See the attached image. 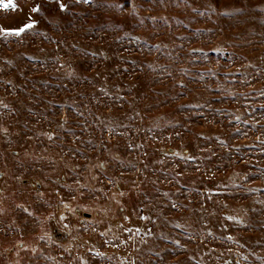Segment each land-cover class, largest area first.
Listing matches in <instances>:
<instances>
[{"label":"rangeland","instance_id":"374dc122","mask_svg":"<svg viewBox=\"0 0 264 264\" xmlns=\"http://www.w3.org/2000/svg\"><path fill=\"white\" fill-rule=\"evenodd\" d=\"M14 3L0 264H264V0Z\"/></svg>","mask_w":264,"mask_h":264},{"label":"snow or ice","instance_id":"6c2138e0","mask_svg":"<svg viewBox=\"0 0 264 264\" xmlns=\"http://www.w3.org/2000/svg\"><path fill=\"white\" fill-rule=\"evenodd\" d=\"M89 3L90 0H76V3L79 4V3ZM57 3H59V0H57ZM59 8H60V11L63 12V11H66V6L62 3H59ZM16 10V4L14 3V0H0V10L2 11H8V10ZM31 11L33 13H36V12H39L40 11V8L39 6L37 7H34L31 9ZM31 18H29L30 20ZM35 27V24L34 22H27V23H24L21 27H18L16 29H2L0 28V34H5V35H13V36H20L21 33H24L28 30H31Z\"/></svg>","mask_w":264,"mask_h":264}]
</instances>
